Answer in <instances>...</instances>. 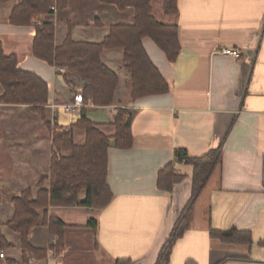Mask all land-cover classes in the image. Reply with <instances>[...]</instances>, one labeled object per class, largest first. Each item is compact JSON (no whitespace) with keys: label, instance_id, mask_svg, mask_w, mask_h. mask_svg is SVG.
Instances as JSON below:
<instances>
[{"label":"crops","instance_id":"crops-1","mask_svg":"<svg viewBox=\"0 0 264 264\" xmlns=\"http://www.w3.org/2000/svg\"><path fill=\"white\" fill-rule=\"evenodd\" d=\"M64 1L63 8L40 17L53 24L55 45L67 33L74 41L100 42L111 25L134 21L130 7L119 10L98 0ZM19 2H0V42L6 54L16 55L18 69L46 82V121L67 130L84 108L87 118L110 136L116 109L134 111L131 146L111 143L107 150L111 201L102 208L49 207V215L67 225L61 248L27 264H114L117 259L154 264L191 194L193 167L177 161L174 151L184 149L188 156L198 157L218 147L220 162L193 202L188 228L175 241L169 264H264V0H177V13L172 15L164 13L162 0H151L156 20L178 28L180 51L173 62L149 37L141 41L169 90L131 100L122 50L104 49L101 61L117 72L120 85L115 102L102 107L84 99L76 105L74 92L81 88L68 83L63 70L32 54L35 26L8 20ZM223 47L239 49L240 56L221 55L217 50ZM0 111L20 118L28 115L36 122L0 123V163L10 164L8 175L0 169V196L18 194L25 187L36 192L34 184L48 172L51 136L38 124L39 114L27 106L0 103ZM73 140L82 144L84 131L75 128ZM169 163L182 176L170 190L157 184L159 170ZM11 179L20 181L13 192L6 186ZM13 211L12 202L1 198L3 227ZM89 219L95 220L94 228L86 226ZM231 228L248 232L250 242L223 241L210 233ZM9 231L1 230L11 244L6 258L20 262L19 235ZM28 242L45 250L48 228L33 227Z\"/></svg>","mask_w":264,"mask_h":264},{"label":"trees","instance_id":"trees-1","mask_svg":"<svg viewBox=\"0 0 264 264\" xmlns=\"http://www.w3.org/2000/svg\"><path fill=\"white\" fill-rule=\"evenodd\" d=\"M8 1L11 0H0L1 3ZM98 1L115 5L119 10L132 8L133 23L111 25L100 42L74 41L70 33H67L62 43L55 45L53 24L42 21L40 17L52 14V6L63 8L64 0H20L11 10L8 20L14 25L35 26L32 54L51 66L62 69L64 79L72 86H79L84 101L90 100L94 107L112 105L120 85L117 72L101 61L100 55L104 49L122 50V68L130 81L131 100L167 93L169 85L150 60L141 41L143 37H149L164 52L167 60L173 62L180 51L177 24L158 22L153 15L151 0ZM161 3L164 13H177V0H162ZM0 86L1 104L27 106L29 110L44 118L48 99L46 82L32 72L18 69L16 55L6 54L1 42ZM133 116V110L117 108L112 122L114 133L110 136L101 132L97 123L87 118L84 108L81 109L77 122L67 130H59L57 126L53 130L51 123L45 120L52 139L48 173L41 176L36 183L34 197L32 189L25 188L19 195L11 198L14 211L11 219L5 223L9 230L19 235L22 261L5 258L0 260V264H27V253L34 254L37 258L45 256L44 249L33 248L28 242L29 231L39 225L48 228L49 241L53 236L58 237L56 247L61 248L63 231L67 225L49 215V207L102 208L111 201L112 192L106 180L107 150L111 143L119 148L131 146L130 126ZM75 128L84 131L82 144H76L73 140ZM63 150L68 154H61ZM221 153V147L211 149L198 157L188 156L184 149L174 151L177 161L193 167L191 194L160 248L154 264H169L175 241L188 228L193 202L213 169L219 164ZM181 178L169 163L159 170L157 184L162 189L170 190ZM86 226L94 228L95 220L89 219ZM210 233L223 241L250 242L248 232L235 228L222 232L211 230ZM7 247H11V244L6 241L0 230V250ZM114 264L130 263L126 259H117Z\"/></svg>","mask_w":264,"mask_h":264},{"label":"rangeland","instance_id":"rangeland-1","mask_svg":"<svg viewBox=\"0 0 264 264\" xmlns=\"http://www.w3.org/2000/svg\"><path fill=\"white\" fill-rule=\"evenodd\" d=\"M78 93H80L81 94V91H75L74 92V94L76 95V94H78ZM123 101L124 102H126V100L125 99H123ZM0 112H3V111H0ZM30 116H28V115H22L21 116V118L17 115V114H15L14 112H12V111H6L5 113H0V123L2 124V125H4V124H11V123H14V122H20L21 120L20 119H23V121H27V122H30V123H36L35 122V120L34 119H32L31 117L29 118ZM37 122H38V124H40V125H45V118H42L41 116H40V114L38 115V119H37ZM51 125H52V129L54 130V127H55V124H52L51 123ZM1 126V125H0ZM1 129H2V126L0 127V135H1ZM45 129H47V131H48V134L51 136V132L49 131V129L47 128V126L45 125ZM77 129V128H76ZM74 130V129H73ZM61 154H68V152L67 151H61ZM10 166V164H7V163H4V162H2V163H0V169L2 170V172L5 174V175H8L7 174V168L6 167H9ZM39 167H43V165L41 164ZM29 173V172H28ZM27 173V174H28ZM48 173V172H47ZM18 174H21V172H18ZM25 174H26V172H25ZM24 174V175H25ZM24 175H22V176H24ZM40 179V178H39ZM38 179V180H39ZM25 181H26V183H28L29 182V179L27 178H25ZM38 182V181H37ZM36 182V183H37ZM18 183H20V181L19 180H15V179H11V180H9V183L6 185L7 186V188L8 187H10L9 189H8V191H15L14 190V188L13 187H15V186H13V185H16V184H18ZM36 183L34 184V186H36ZM25 185V183L23 182V186ZM26 188V187H25ZM32 192H33V197H34V194H35V191H33L32 190ZM15 195H19V193L18 194H5V196H0V200H1V198H5V200H7V201H11V198L13 197V196H15ZM81 196H82V193H81ZM39 212H41V209L39 210ZM5 221H4V217H2L1 216V218H0V230H3V231H9V229H7L6 227H3V223H4ZM9 232H11V231H9ZM55 238H56V240H55ZM53 240H55V243H52L53 242ZM58 243V237H56V236H53L52 237V239H51V241H49V244H48V246H47V248L45 249V252H49V249H51L53 252L55 251V253L56 252H59V248L58 247H56L57 244ZM6 249V248H5ZM3 250L2 249V251L5 253V251L6 250ZM1 251V250H0ZM22 253L20 252V255H21ZM6 256V255H5ZM26 257H27V260H26V262L28 263V262H35L36 261V258L37 257H35L34 256V254H31V253H27V255H26ZM21 261H22V259H21Z\"/></svg>","mask_w":264,"mask_h":264},{"label":"built area","instance_id":"built-area-1","mask_svg":"<svg viewBox=\"0 0 264 264\" xmlns=\"http://www.w3.org/2000/svg\"><path fill=\"white\" fill-rule=\"evenodd\" d=\"M52 11H56V6H52L50 8ZM218 53H220L221 55L224 56H232L235 58H238L240 56V50L237 48H232V47H223L217 50ZM60 71H62V69H59ZM74 101L76 103V105H80L83 102V97L80 93L76 94L74 97ZM56 240V238H55ZM55 240H53L52 243H55ZM49 251H51V249H49ZM6 258L5 253L1 250L0 251V260H4ZM3 264H7L6 262H4Z\"/></svg>","mask_w":264,"mask_h":264}]
</instances>
